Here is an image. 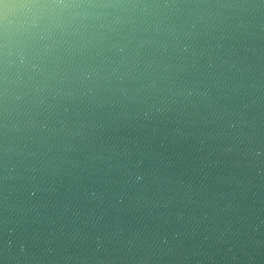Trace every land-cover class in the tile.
Instances as JSON below:
<instances>
[{"label":"water","instance_id":"1","mask_svg":"<svg viewBox=\"0 0 264 264\" xmlns=\"http://www.w3.org/2000/svg\"><path fill=\"white\" fill-rule=\"evenodd\" d=\"M0 264H264V0H0Z\"/></svg>","mask_w":264,"mask_h":264}]
</instances>
